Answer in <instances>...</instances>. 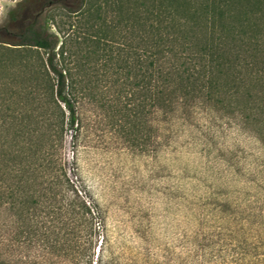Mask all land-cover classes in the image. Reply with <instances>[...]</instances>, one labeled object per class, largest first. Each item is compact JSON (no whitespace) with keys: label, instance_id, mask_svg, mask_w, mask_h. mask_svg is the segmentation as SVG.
I'll return each instance as SVG.
<instances>
[{"label":"trees","instance_id":"trees-1","mask_svg":"<svg viewBox=\"0 0 264 264\" xmlns=\"http://www.w3.org/2000/svg\"><path fill=\"white\" fill-rule=\"evenodd\" d=\"M25 3L40 6L35 17L12 33L13 43L0 39V64L1 56L15 55L24 71L27 54H36L31 82L16 85L12 95L0 94V264H101L104 257L103 213L67 177L61 155L65 130L78 129L74 69L79 66H87V91L90 75L101 91L123 81L138 89L141 108L149 106L155 115L190 102L227 104L242 125H257L264 142V118H257L264 115V32H216L230 9L242 3L250 10L239 15L244 21L254 16L257 31L264 21L263 1ZM54 9L80 16L87 27L77 21L59 42L38 24L44 11ZM11 21L17 20L11 16ZM82 26L87 32H79ZM72 44L85 46L79 64ZM15 93L27 97L15 100ZM41 127L46 133L40 134Z\"/></svg>","mask_w":264,"mask_h":264},{"label":"rangeland","instance_id":"rangeland-1","mask_svg":"<svg viewBox=\"0 0 264 264\" xmlns=\"http://www.w3.org/2000/svg\"><path fill=\"white\" fill-rule=\"evenodd\" d=\"M25 1L0 0V39L13 43L12 33L37 14L40 6ZM243 10L250 6L230 9L216 32H264V21L254 31V16L242 20ZM42 15L38 24L59 42L77 21L87 23L65 10ZM70 47L79 64L85 46ZM35 56L27 54L24 71L18 56H1V95L31 82ZM74 73L78 129L65 130L61 155L67 177L103 213L101 264H264V142L257 125H242L227 104L190 102L155 115L123 81L101 91L90 75L87 91V66Z\"/></svg>","mask_w":264,"mask_h":264}]
</instances>
